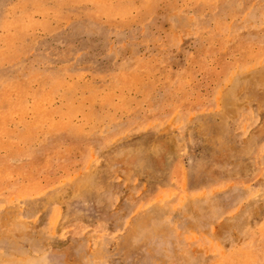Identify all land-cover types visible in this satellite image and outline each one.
<instances>
[{"label":"rangeland","instance_id":"1","mask_svg":"<svg viewBox=\"0 0 264 264\" xmlns=\"http://www.w3.org/2000/svg\"><path fill=\"white\" fill-rule=\"evenodd\" d=\"M0 264H264V0H0Z\"/></svg>","mask_w":264,"mask_h":264}]
</instances>
